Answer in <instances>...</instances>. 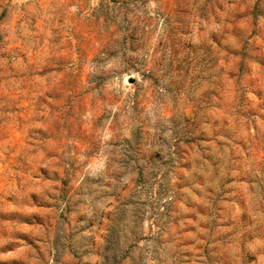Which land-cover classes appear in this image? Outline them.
Listing matches in <instances>:
<instances>
[{
  "label": "rangeland",
  "instance_id": "374dc122",
  "mask_svg": "<svg viewBox=\"0 0 264 264\" xmlns=\"http://www.w3.org/2000/svg\"><path fill=\"white\" fill-rule=\"evenodd\" d=\"M0 264H264V0H0Z\"/></svg>",
  "mask_w": 264,
  "mask_h": 264
}]
</instances>
